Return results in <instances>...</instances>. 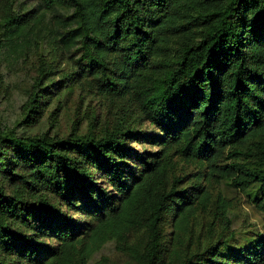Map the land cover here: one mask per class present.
Listing matches in <instances>:
<instances>
[{
	"label": "trees",
	"instance_id": "16d2710c",
	"mask_svg": "<svg viewBox=\"0 0 264 264\" xmlns=\"http://www.w3.org/2000/svg\"><path fill=\"white\" fill-rule=\"evenodd\" d=\"M40 7L37 17L15 8L4 15L0 49L27 58L50 36L79 75L94 77L112 99L128 96L158 127L161 150L136 157L128 148L125 108L100 134L0 131V218L57 242L45 247L1 221L0 252L24 264H157L162 224L179 200L164 264H264L261 235L245 246L223 238L184 252L193 201L177 189L179 179L170 185L177 159L197 161L264 214V0H40ZM97 173L108 188L94 181ZM44 194L86 221L61 214Z\"/></svg>",
	"mask_w": 264,
	"mask_h": 264
},
{
	"label": "rangeland",
	"instance_id": "374dc122",
	"mask_svg": "<svg viewBox=\"0 0 264 264\" xmlns=\"http://www.w3.org/2000/svg\"><path fill=\"white\" fill-rule=\"evenodd\" d=\"M14 8L15 15L22 16L30 12V17H37L43 10L40 0H2L0 26L4 15ZM45 39L42 49L37 53L31 52L27 58L17 57L16 54H9L8 57L7 52L0 49V131L24 136L48 133L50 136L69 137L73 133L89 131L100 134L102 130L112 128L118 111L125 108L129 110L128 120L132 131L126 141L128 148L133 150L136 157L161 150L155 139L160 136L158 127L128 100V96L123 99L110 98L102 92L94 77H82L77 73V66L60 52L56 44L50 43V36ZM174 46L177 48V45ZM40 74L41 84L36 88V101L30 108L27 102ZM126 163L131 167L136 166L134 159L126 160ZM94 178V181L108 188L102 182L101 174H95ZM176 179L180 180L177 189L191 197L189 203L193 201L189 226L193 235L191 241L188 236L182 248L184 252L201 251L223 238L231 241L235 247H240L257 239L258 235L264 236V214L252 204L249 194L226 183L216 182L210 177L205 165L193 160L177 159L170 185L176 184ZM0 183L2 185L1 180ZM3 185L7 195H11L10 186L7 183ZM203 194H207V199L200 204L199 197ZM43 197L76 223L86 221V216L66 206L59 197L52 194H44ZM180 203L176 200L171 204L162 224L163 251L157 264H164L171 250L173 223ZM223 207L226 208L224 216L221 215ZM1 221H5L10 230L37 244L45 247L57 245L54 238L32 231L19 220L0 218ZM104 254L112 256L115 261H126L112 247H106ZM0 261L5 264H24L19 257L1 252Z\"/></svg>",
	"mask_w": 264,
	"mask_h": 264
}]
</instances>
